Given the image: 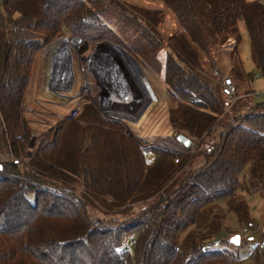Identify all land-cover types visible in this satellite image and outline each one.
I'll list each match as a JSON object with an SVG mask.
<instances>
[{
  "label": "trees",
  "instance_id": "trees-1",
  "mask_svg": "<svg viewBox=\"0 0 264 264\" xmlns=\"http://www.w3.org/2000/svg\"><path fill=\"white\" fill-rule=\"evenodd\" d=\"M160 1L180 27L166 41L157 29L163 9L130 8L113 0H0L1 150L21 156L22 109L36 57L65 34L111 39L156 73L157 53L164 48L168 120L196 144L179 162L173 152L153 147L155 158L147 165L140 146L145 139L129 136L122 122L103 116L85 97L75 119L59 120L35 136L27 149L29 168L11 161L1 165L0 264L237 260L232 251L212 246L224 225L222 200L238 223L251 225L249 205L238 192L244 170L264 184V103L251 109L229 106L199 50L205 37L208 49L216 48L214 59L226 66L233 40L223 43L235 40L232 61L242 20L264 79V0ZM234 60L230 72L250 81ZM30 137L27 130L26 141ZM147 202L139 215L130 213ZM235 235L231 231L229 239ZM129 236L135 238L132 254L123 247Z\"/></svg>",
  "mask_w": 264,
  "mask_h": 264
},
{
  "label": "rangeland",
  "instance_id": "rangeland-1",
  "mask_svg": "<svg viewBox=\"0 0 264 264\" xmlns=\"http://www.w3.org/2000/svg\"><path fill=\"white\" fill-rule=\"evenodd\" d=\"M113 1L123 3L130 8L136 6L139 8L148 7L163 9L164 20L158 25L157 29L162 34L164 41H166L176 29H180L173 16V11L171 17L166 16L165 5L160 0ZM238 26L240 40L233 59L236 57L237 62L240 61L241 69L244 74L248 73L251 75L252 78L250 81L246 80L243 76L240 77L230 72V67L235 64V60L233 61L232 59V61H230L229 69L226 68L229 63L226 66L219 65L218 60L214 59L217 56L216 48H210V52H205L203 47L199 50V53L201 61L209 74L210 72L213 73L214 66H219L221 68L218 69L219 73H221L220 75H229L232 77L237 90L240 92L239 99H236L232 105L234 104L235 107L238 106L241 108L246 106L247 109H251L256 103H264V94L259 96L251 94L253 91L261 92L264 90V79L261 77L257 64L255 63L250 36L242 20L238 23ZM163 27H165L169 33H165ZM70 37V35L65 34L60 39L50 42L36 57L30 84L26 92L27 95L32 92V89H34V91L36 90L34 92V130L31 131V126L26 122L28 125L26 124V129L20 134L22 135L20 139L22 138L24 140L25 145L21 156H17L16 158L27 156L28 144L31 138L47 130L57 121L62 120L69 108L74 105L77 100L79 102L78 104L81 106L85 97L93 102L101 112L98 106V102H100L108 111L106 117L122 122L126 127V133L134 139L139 137L142 141L145 139L146 141L153 140L154 143H159L164 137L168 138L172 136L171 131L173 129L168 120V108L171 102L162 81L166 60L164 48L157 53V58L161 63V69L159 73H156L153 69L148 71L146 68H142L137 60L132 57L130 52L112 45L111 43H117L111 39L103 38L96 41H89L90 48L94 45H98L101 51L111 52L118 60H122L125 64V69L122 70L124 71L123 74L126 81L128 82L129 78L132 79V83L135 87L134 89L132 86V89H134L132 90V100L128 103L117 105L107 99L109 92L106 91V89L102 90L101 86L96 84L94 75L89 70L90 73L86 71L83 54L77 53L76 46L72 44ZM219 45L220 44H218L217 47ZM86 53L87 52H85V55ZM100 70H104V79L102 78L103 80L101 79V82L106 87L112 84L111 79L108 78L109 69L103 66ZM215 85L216 87H221L219 84ZM246 90L250 91V94H246ZM222 94L227 101L225 93L223 92ZM43 106L48 107L49 111H52V115H42L45 114L42 112H47ZM22 111H25L24 107ZM39 113H41L40 115L42 118L38 116ZM22 115L24 117V114ZM139 115L140 119L137 121ZM27 130L30 131L31 135L28 141H26ZM172 132L176 131L173 130ZM1 151L4 152L6 149H2ZM152 155L155 158L153 151L144 150V161L146 159L147 162H151ZM146 161L145 164H147ZM199 161H201V159L198 157L194 160V163L198 164ZM241 181L242 189L238 194L243 197L249 205L251 225L238 223L235 215L226 209L225 203H223L224 201L222 200L221 205L224 212V225L212 249H228L236 256V261L223 264H264V184L249 178L246 170L242 172ZM149 203L150 202L146 204H136L130 213H132V215L136 213V215H139V209L147 206ZM93 212L99 214L96 209H93ZM231 231L238 232L241 239L240 242L234 243L229 239ZM130 238H132V236L126 238V241Z\"/></svg>",
  "mask_w": 264,
  "mask_h": 264
},
{
  "label": "water",
  "instance_id": "water-1",
  "mask_svg": "<svg viewBox=\"0 0 264 264\" xmlns=\"http://www.w3.org/2000/svg\"><path fill=\"white\" fill-rule=\"evenodd\" d=\"M70 41L72 42L73 45L76 46L77 53L78 54H83L84 58V64L87 69L89 70L93 75H94V80L97 85H100L102 90H105L109 92V95H107V98L111 101L118 102V103H128L132 100V94L130 90L128 89V86L122 85L120 86L117 85V78L121 77V69L114 67V70L108 72V78L111 79L112 84L108 85L107 87L101 82V79L103 78V71L100 70L101 67L105 66V68L110 69L111 64L112 66L114 65L115 59L113 57L105 52L101 51L98 48V45H94L91 47V52L85 55V52H87L90 48L89 41L86 39L81 38L80 36H71ZM114 46L119 47L120 49L124 50L122 46L119 44L111 43ZM125 51V50H124ZM110 64V65H109ZM113 69V68H112ZM117 70V71H116ZM88 71V72H89ZM89 72V73H90ZM104 79V78H103ZM102 79V80H103ZM110 83V82H109ZM114 84V85H113ZM117 88L116 87H119ZM119 89V90H118ZM178 142H180L184 146H189L191 144V139L185 135L184 133L181 132H174L172 135ZM35 142V137L33 136L28 144V148L31 149L34 146ZM30 155V152L27 153V156ZM1 168V165H0ZM234 238H238L239 242V235H235L231 238L232 241H234ZM234 242V243H238Z\"/></svg>",
  "mask_w": 264,
  "mask_h": 264
},
{
  "label": "built area",
  "instance_id": "built-area-1",
  "mask_svg": "<svg viewBox=\"0 0 264 264\" xmlns=\"http://www.w3.org/2000/svg\"><path fill=\"white\" fill-rule=\"evenodd\" d=\"M227 69H229V66L226 67ZM221 73H219V71L213 70V73L210 72V76H211V81L212 83L215 84H219L222 86L223 91L226 95L227 101L229 102V106L236 101V99H238V95H237V87L232 79V77H230L229 75H220ZM216 86V85H215ZM251 94L259 96L261 94H264V90H262L261 92H251ZM108 99V98H107ZM109 100V99H108ZM100 101V100H99ZM111 101V100H110ZM113 103H116L114 101H111ZM77 103V105H76ZM78 100L74 103V105H72L68 112L66 113V115H64L63 119H65L66 121H72L73 119H75L79 112H80V104H78ZM118 104H122V103H116ZM98 106L101 109V113L103 114V116L106 117L107 115V110L104 108L103 105H101L100 102H98ZM128 130V127H127ZM22 135L19 136V138ZM174 138V137H172ZM175 139V138H174ZM176 140V139H175ZM177 141V140H176ZM140 146L142 147L143 151L144 150H150L153 147H158L160 149H163L165 151H171L174 153V161L175 162H179L180 158H181V154L184 152H190V153H194L195 148H196V144H194V142L191 140V144L189 146H184L182 145L180 142H173L172 140L164 137L163 139H161V141H159V143H154L153 140H147L146 142H141ZM17 156L10 150L7 149L6 151L2 152L0 150V165L6 163L7 161H11L13 163H17V165L19 166H23L25 168H29V164L27 162V156H24L23 158H16ZM135 243V238H130L126 241V244L124 245V250L127 251L128 253L132 254L133 252V245Z\"/></svg>",
  "mask_w": 264,
  "mask_h": 264
},
{
  "label": "crops",
  "instance_id": "crops-1",
  "mask_svg": "<svg viewBox=\"0 0 264 264\" xmlns=\"http://www.w3.org/2000/svg\"><path fill=\"white\" fill-rule=\"evenodd\" d=\"M207 30L208 29H205L204 30V34L207 32ZM215 36V35H214ZM204 37V36H203ZM215 38H216V41H218V38L215 36ZM233 40V45L231 46V48L229 49V52H228V66L230 65V61H231V56H230V53H231V50H232V47L234 46V44H235V40L232 38V37H229L227 40H226V42H224V44L225 43H227V41H229V40ZM207 39L204 37L203 38V45H204V49H205V52H207V51H209L210 52V48L208 49V46H207ZM218 43V42H217ZM105 52H107L108 53V51H105ZM112 57H113V59H115V61H114V65L112 66V64L110 65L111 66V68L109 69L110 71H112V70H114V67H116V68H119V69H121V74H122V78L121 77H119V78H117V85H119L118 83H120V86L122 87V85H126V86H128V89L130 90V92H131V94H132V90H134L135 89V87H134V85H133V83H132V79H128V82L126 81V78H125V76H124V69H125V64L123 63V61L121 60H118L111 52L109 53ZM133 57V56H132ZM134 58V57H133ZM64 64V63H63ZM63 64H61V65H63ZM64 66V65H63ZM230 67V66H229ZM113 68V69H112ZM210 68V67H209ZM220 67L218 66V67H215L214 66V68H213V70H216V71H219L218 69H219ZM123 69V70H122ZM221 69V68H220ZM117 71V70H116ZM144 73V72H143ZM145 75V74H144ZM163 77H164V72H163V75H162ZM146 77V76H145ZM163 77H162V81H163V83H164V80H163ZM148 81V80H147ZM30 84V83H29ZM120 86L119 87H116V89L117 88H120ZM132 86H133V88L134 89H132ZM164 86H165V84H164ZM119 90V89H118ZM32 92L30 93V94H25V98H24V104H23V107H24V109H25V111H22L23 113L22 114H24V120H25V122H27L28 124H29V126H31V131H33L34 130V92L36 91H34V89H32L31 90ZM132 97H133V94H132ZM149 101V100H148ZM147 101V102H148ZM149 103V102H148ZM147 106V105H146ZM46 110H47V112H42V113H45V114H42V115H52L51 114V112L52 111H49V109H48V107H46V106H43ZM145 108V107H144ZM151 110H152V108H151ZM150 110V111H151ZM149 111V112H150ZM118 112H120V113H122L121 111H118ZM148 113V112H147ZM41 113H39L38 114V116L40 117V118H42V116L40 115ZM139 119H140V115L138 116V118H137V121H139ZM143 120V119H142ZM142 120H141V122H142ZM140 122V123H141ZM26 123V124H27ZM27 124V125H28ZM28 126V127H29ZM30 128V127H29ZM173 131V130H172ZM171 131V135H173V133L174 132H172ZM172 137V136H171ZM145 161H146V159H145ZM154 161V157H153V155H152V159H151V162L150 163H147V164H151L152 162Z\"/></svg>",
  "mask_w": 264,
  "mask_h": 264
},
{
  "label": "snow or ice",
  "instance_id": "snow-or-ice-1",
  "mask_svg": "<svg viewBox=\"0 0 264 264\" xmlns=\"http://www.w3.org/2000/svg\"><path fill=\"white\" fill-rule=\"evenodd\" d=\"M233 242H238V238H234V241Z\"/></svg>",
  "mask_w": 264,
  "mask_h": 264
},
{
  "label": "flooded vegetation",
  "instance_id": "flooded-vegetation-1",
  "mask_svg": "<svg viewBox=\"0 0 264 264\" xmlns=\"http://www.w3.org/2000/svg\"><path fill=\"white\" fill-rule=\"evenodd\" d=\"M91 50H92V49L90 48V49H89V51H87V53H86V54H88L89 52H91Z\"/></svg>",
  "mask_w": 264,
  "mask_h": 264
},
{
  "label": "bare ground",
  "instance_id": "bare-ground-1",
  "mask_svg": "<svg viewBox=\"0 0 264 264\" xmlns=\"http://www.w3.org/2000/svg\"><path fill=\"white\" fill-rule=\"evenodd\" d=\"M108 112V111H107ZM123 115V114H122Z\"/></svg>",
  "mask_w": 264,
  "mask_h": 264
}]
</instances>
